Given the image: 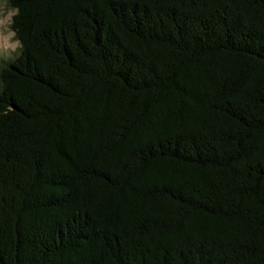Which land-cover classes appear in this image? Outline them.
Masks as SVG:
<instances>
[{
    "label": "trees",
    "instance_id": "trees-1",
    "mask_svg": "<svg viewBox=\"0 0 264 264\" xmlns=\"http://www.w3.org/2000/svg\"><path fill=\"white\" fill-rule=\"evenodd\" d=\"M0 264H264V0H8Z\"/></svg>",
    "mask_w": 264,
    "mask_h": 264
},
{
    "label": "rangeland",
    "instance_id": "rangeland-1",
    "mask_svg": "<svg viewBox=\"0 0 264 264\" xmlns=\"http://www.w3.org/2000/svg\"><path fill=\"white\" fill-rule=\"evenodd\" d=\"M15 10L10 8L8 0H0V67L20 53V42L11 28Z\"/></svg>",
    "mask_w": 264,
    "mask_h": 264
},
{
    "label": "clouds",
    "instance_id": "clouds-1",
    "mask_svg": "<svg viewBox=\"0 0 264 264\" xmlns=\"http://www.w3.org/2000/svg\"><path fill=\"white\" fill-rule=\"evenodd\" d=\"M0 35H2V34H0Z\"/></svg>",
    "mask_w": 264,
    "mask_h": 264
}]
</instances>
